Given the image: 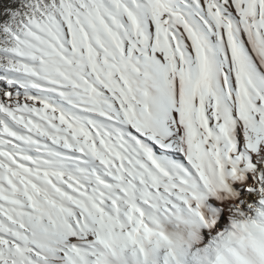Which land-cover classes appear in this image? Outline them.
Wrapping results in <instances>:
<instances>
[{
	"label": "snow or ice",
	"instance_id": "6c2138e0",
	"mask_svg": "<svg viewBox=\"0 0 264 264\" xmlns=\"http://www.w3.org/2000/svg\"><path fill=\"white\" fill-rule=\"evenodd\" d=\"M0 264H264V0H0Z\"/></svg>",
	"mask_w": 264,
	"mask_h": 264
}]
</instances>
